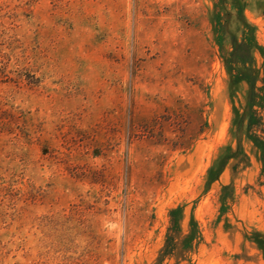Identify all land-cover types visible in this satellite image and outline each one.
I'll return each instance as SVG.
<instances>
[{
	"label": "rangeland",
	"instance_id": "rangeland-1",
	"mask_svg": "<svg viewBox=\"0 0 264 264\" xmlns=\"http://www.w3.org/2000/svg\"><path fill=\"white\" fill-rule=\"evenodd\" d=\"M238 1L0 0V264H264Z\"/></svg>",
	"mask_w": 264,
	"mask_h": 264
},
{
	"label": "trees",
	"instance_id": "trees-1",
	"mask_svg": "<svg viewBox=\"0 0 264 264\" xmlns=\"http://www.w3.org/2000/svg\"><path fill=\"white\" fill-rule=\"evenodd\" d=\"M225 0H220L221 3H223ZM232 7H234V9L237 10V14H238V18L240 20V22L242 23V29H241V41L238 42L237 46L234 47L233 51L230 53V56L228 58V62H229V66L231 64V66H240V65H248V63L251 62V55L253 53L254 50H258L261 51V48L256 44L255 39H254V27L252 24H250L248 22V20L244 17V7L243 5L240 4V2L238 0H232ZM219 21H221V19H218ZM222 25L219 27V29L221 30ZM217 39L220 42V32L217 34ZM244 81L247 80V77L245 75H242L241 77H238ZM249 84H250V93L248 96V104H247V114L249 116V118L251 117L250 112L253 111V109H255V107H260L263 108L264 107V96L261 95L258 97L257 93L254 92V88L251 85H254L250 80H249ZM252 120V119H251ZM250 120V121H251ZM249 124H252L249 123ZM208 181L212 182L214 180L217 179V175H212L211 173H209L208 175ZM226 187H224L222 190H225ZM225 197L222 196V200H224ZM178 210L175 209L173 211H171V215L172 217L175 216V214H177Z\"/></svg>",
	"mask_w": 264,
	"mask_h": 264
}]
</instances>
